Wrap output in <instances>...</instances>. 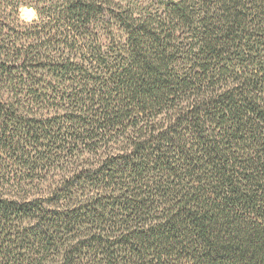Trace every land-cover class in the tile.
<instances>
[{
	"label": "trees",
	"instance_id": "1",
	"mask_svg": "<svg viewBox=\"0 0 264 264\" xmlns=\"http://www.w3.org/2000/svg\"><path fill=\"white\" fill-rule=\"evenodd\" d=\"M0 264H264V0H0Z\"/></svg>",
	"mask_w": 264,
	"mask_h": 264
},
{
	"label": "rangeland",
	"instance_id": "2",
	"mask_svg": "<svg viewBox=\"0 0 264 264\" xmlns=\"http://www.w3.org/2000/svg\"><path fill=\"white\" fill-rule=\"evenodd\" d=\"M28 10L29 9H25V8L20 10L21 19L26 22L35 20V13L32 10L30 12Z\"/></svg>",
	"mask_w": 264,
	"mask_h": 264
},
{
	"label": "bare ground",
	"instance_id": "3",
	"mask_svg": "<svg viewBox=\"0 0 264 264\" xmlns=\"http://www.w3.org/2000/svg\"><path fill=\"white\" fill-rule=\"evenodd\" d=\"M29 12L31 11V10H28Z\"/></svg>",
	"mask_w": 264,
	"mask_h": 264
}]
</instances>
